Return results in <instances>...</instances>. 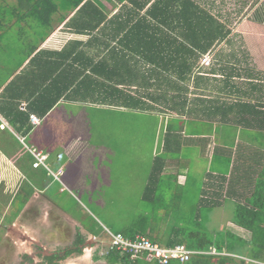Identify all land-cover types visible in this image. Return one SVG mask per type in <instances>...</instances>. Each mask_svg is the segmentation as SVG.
Segmentation results:
<instances>
[{
  "label": "crops",
  "instance_id": "0c3cea01",
  "mask_svg": "<svg viewBox=\"0 0 264 264\" xmlns=\"http://www.w3.org/2000/svg\"><path fill=\"white\" fill-rule=\"evenodd\" d=\"M69 1L56 0L49 26L41 25L35 43L24 44L14 66L0 65V246L16 226L33 224L30 216L42 219L39 231L48 225L62 230L61 210L46 198L47 185L30 183L42 178L40 167H32L30 150H46L36 133L49 118L57 123L64 105L157 120L154 159L164 160L152 198L162 200L157 192L164 180L174 184L171 203L155 204L156 215L165 217L156 225L158 236L182 226L172 217L180 215L175 211L182 208L183 193L194 187V216L206 209L221 217L230 209L227 232L248 240L250 232L233 217L236 206L264 196V22L254 16L255 1L83 0L68 9ZM207 15L230 29L224 40L217 41L222 27ZM30 19L35 20L12 16L8 27L19 21L33 29L26 23ZM53 33L58 42H50ZM206 54L212 60L202 66ZM147 185L148 180L141 200ZM17 198L20 212L8 218ZM220 241L225 245L228 237ZM192 251L214 256V263L225 256L232 259L226 264H264L250 258L248 247L236 246L231 253L213 246Z\"/></svg>",
  "mask_w": 264,
  "mask_h": 264
},
{
  "label": "rangeland",
  "instance_id": "374dc122",
  "mask_svg": "<svg viewBox=\"0 0 264 264\" xmlns=\"http://www.w3.org/2000/svg\"><path fill=\"white\" fill-rule=\"evenodd\" d=\"M254 1L256 9L264 5V0ZM6 2L11 4V0ZM11 18L12 14L7 11L6 19ZM26 23L33 29L23 28L18 21L4 32L0 43V65L8 64L7 68H11L22 58L20 51H23L24 44L36 42L42 26L33 19ZM3 74L0 73V79ZM56 122L54 118H49L36 133V138L43 141L41 144L46 149L41 153L49 154V158L47 156L45 162L47 168L40 166L37 170L42 178H32L30 183L47 185L45 196L61 210L62 230L54 231L48 225L46 232L39 231L42 219L28 217L33 224L16 226L1 243L0 264H46V256H62L64 250L74 246L76 233L85 241L90 238L92 246L88 248L86 243L81 244V255L72 253L56 264H108L99 255L105 250L106 230L120 232L136 216L153 210L140 197L159 150V136L155 134L157 120L106 112L93 105H64L61 119L57 118ZM163 124L164 121H160L159 125ZM72 144L73 149L68 153ZM58 167L61 174L56 177ZM62 185L65 190L59 192ZM173 187L174 184L167 180L161 183L157 197H162V200L157 201L158 205L164 207L171 203ZM193 188L183 193L178 201L182 208L175 211L180 215L173 216V220L188 229L200 230L221 240L229 229L226 221L232 220L231 210H225L224 216L220 217L218 210H213L216 213L212 215L209 210L202 209L200 216H194V206L198 201ZM21 207L22 202L17 198L8 218L10 215L17 216ZM159 211L169 212L164 209ZM81 229L94 233L97 241L82 233ZM94 253L99 256L98 260L94 259ZM131 263L156 264L147 259Z\"/></svg>",
  "mask_w": 264,
  "mask_h": 264
},
{
  "label": "trees",
  "instance_id": "16d2710c",
  "mask_svg": "<svg viewBox=\"0 0 264 264\" xmlns=\"http://www.w3.org/2000/svg\"><path fill=\"white\" fill-rule=\"evenodd\" d=\"M82 1L83 0H70L67 8H76V6ZM57 9L58 6L56 0H16L14 5H9L6 0H0V42L4 32L9 28L6 19L7 11L9 14H12V16L20 18V20L23 19L24 16H32L40 25L48 27L50 23L49 20ZM207 16L210 21H213V23L221 25L209 15ZM254 16L257 20L264 22V5H261L256 9ZM221 27L222 32L220 38L217 39L218 42L224 40V38L230 33V29L225 28L223 25H221ZM43 38L44 37L41 39ZM34 49L35 47L31 49V52ZM163 160L164 159L159 156L154 159L152 170L148 178V185L144 197L142 198V201L149 204L153 210H149L146 214L136 216L123 230L115 233H121L128 238L141 234L166 247L183 244L190 250L204 251L213 246L217 251H221L224 248L227 252L231 253L235 250L236 246L248 247L250 258L264 261V196L260 199L256 196L251 201H247L246 204L238 205L235 208L233 217L234 223L250 232V238L248 240H243L230 232H226L228 241L227 244L223 245L220 240L208 236L203 231L191 230L185 226L173 227L172 229H169V231L163 232L161 236H158L155 230L156 225L162 220V218L165 219V217H159L156 215L155 212H157L159 207H156L157 205H155L157 204V200L152 198V195H154L152 192L156 186L158 178L160 177V168L161 164H163ZM91 234L94 235V233ZM83 240L84 238L80 234H76L73 243L74 246L66 249L62 256L53 254L45 257L46 264H56L58 261L65 259L72 253L80 255L82 249L79 246L83 243ZM230 240L234 242H230ZM97 258L98 256H95V259ZM104 258L112 264H132L131 262H136V258L121 255L116 251H110L104 256ZM213 259L214 256L212 255H193L187 262L182 264H214ZM231 260V257L222 256L218 258V263L215 262V264H226ZM169 264L180 263L174 261Z\"/></svg>",
  "mask_w": 264,
  "mask_h": 264
},
{
  "label": "built area",
  "instance_id": "2783aa9c",
  "mask_svg": "<svg viewBox=\"0 0 264 264\" xmlns=\"http://www.w3.org/2000/svg\"><path fill=\"white\" fill-rule=\"evenodd\" d=\"M53 33L49 38L52 41H57V38ZM211 56L206 54L200 59V65L209 66L211 63ZM33 123H38L39 119L35 116H30ZM31 156L34 158L32 163L33 168L40 166L46 167L47 155L30 150ZM107 242L105 244V250L99 253L100 256L107 255L110 251H116L121 255H127L130 258H137L139 256L152 259L157 264H169L171 262H178L180 264L187 262L191 256L201 254L202 252H195L186 248L182 244H177L172 247H164L159 243L150 240L143 235H135L132 238L125 237L121 233H112L107 231ZM210 254H216L214 249H211Z\"/></svg>",
  "mask_w": 264,
  "mask_h": 264
},
{
  "label": "flooded vegetation",
  "instance_id": "af4514ba",
  "mask_svg": "<svg viewBox=\"0 0 264 264\" xmlns=\"http://www.w3.org/2000/svg\"><path fill=\"white\" fill-rule=\"evenodd\" d=\"M90 242H91L90 238L87 239L86 241H85V238H84L82 245H83L84 243H86L87 247H89L88 244H89ZM71 248H72V247H71ZM64 251H65V250H64ZM63 253H64V252H63ZM51 255H53V254H51ZM51 255H49V256H51ZM46 257H47V256H46Z\"/></svg>",
  "mask_w": 264,
  "mask_h": 264
}]
</instances>
